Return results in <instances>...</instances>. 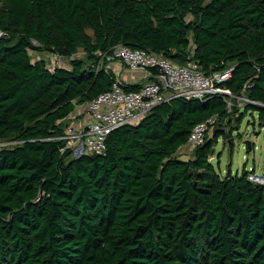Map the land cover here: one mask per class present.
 Wrapping results in <instances>:
<instances>
[{
  "label": "trees",
  "instance_id": "obj_1",
  "mask_svg": "<svg viewBox=\"0 0 264 264\" xmlns=\"http://www.w3.org/2000/svg\"><path fill=\"white\" fill-rule=\"evenodd\" d=\"M0 32V264H264V184L212 161L234 111L264 126V0H1ZM117 44L204 73L232 66V104L172 97L111 130L104 152L74 155L59 136L116 79Z\"/></svg>",
  "mask_w": 264,
  "mask_h": 264
},
{
  "label": "built area",
  "instance_id": "obj_2",
  "mask_svg": "<svg viewBox=\"0 0 264 264\" xmlns=\"http://www.w3.org/2000/svg\"><path fill=\"white\" fill-rule=\"evenodd\" d=\"M107 58L110 59L109 62L120 61L132 71L143 70L146 73V70H150L151 78L142 82L137 90L124 89L120 80L115 79L109 89L84 103V116L72 121L59 136L65 140V147H69L74 155L104 152L105 139L111 130L124 123L136 122L154 105L172 97H198L204 100L209 94L217 92L221 93L228 106L232 104L233 92L221 84L230 76L232 66L204 73L193 59L175 63L167 57L126 44L113 46ZM237 98L238 105L249 100L244 95ZM216 119L215 115H211L196 122L189 131L187 143L192 148L201 144L205 136L212 132ZM248 169L249 179L264 184L263 173L252 170V167Z\"/></svg>",
  "mask_w": 264,
  "mask_h": 264
},
{
  "label": "rangeland",
  "instance_id": "obj_3",
  "mask_svg": "<svg viewBox=\"0 0 264 264\" xmlns=\"http://www.w3.org/2000/svg\"><path fill=\"white\" fill-rule=\"evenodd\" d=\"M88 32L91 33V30L88 29ZM82 53L83 50L79 48L74 55ZM31 54L33 59L44 58L52 66L65 65L68 62L63 57H54L48 51H32ZM242 112L243 109L234 111L231 115L230 123L225 127L230 131L227 137H223L222 133L219 134L214 144L212 161L215 169L222 173L228 169V166L232 172H240L243 165H246V169L253 166L252 170L264 174V126L259 125L255 109H248L244 114ZM189 152L186 145L178 149L180 155Z\"/></svg>",
  "mask_w": 264,
  "mask_h": 264
},
{
  "label": "crops",
  "instance_id": "obj_4",
  "mask_svg": "<svg viewBox=\"0 0 264 264\" xmlns=\"http://www.w3.org/2000/svg\"><path fill=\"white\" fill-rule=\"evenodd\" d=\"M108 69L110 70V72L112 73L113 76H115L116 79L126 83H142L144 81H147L151 78V74H150V70H146V73L143 70H139V71H132L129 68H127L124 64H122L120 61H112L108 63ZM86 111V107L85 104H79L76 105L75 110L72 112V114H80V118L82 116H84ZM78 119H74V121L79 120ZM71 123V122H70ZM69 123V124H70ZM183 145L188 146L190 152L192 147L187 143L182 144L178 149H180ZM178 152V150H177ZM190 152L187 154H182L179 156L181 158H187L190 155ZM243 167H246V165H243ZM253 167V166H252Z\"/></svg>",
  "mask_w": 264,
  "mask_h": 264
}]
</instances>
